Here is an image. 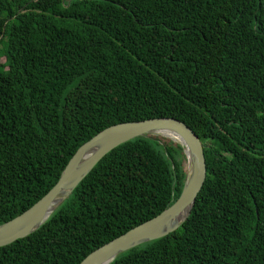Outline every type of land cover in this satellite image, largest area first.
<instances>
[{"label":"trees","instance_id":"obj_1","mask_svg":"<svg viewBox=\"0 0 264 264\" xmlns=\"http://www.w3.org/2000/svg\"><path fill=\"white\" fill-rule=\"evenodd\" d=\"M173 118L203 145L187 221L111 264H264V0H0V225L123 123ZM178 144L104 157L0 264H80L179 197Z\"/></svg>","mask_w":264,"mask_h":264},{"label":"water","instance_id":"obj_2","mask_svg":"<svg viewBox=\"0 0 264 264\" xmlns=\"http://www.w3.org/2000/svg\"><path fill=\"white\" fill-rule=\"evenodd\" d=\"M173 135L185 157V179L177 200L158 216L131 229L89 254L80 264H111L119 256L165 238L187 221L206 179L203 145L183 122L173 118L149 119L111 126L83 144L72 156L54 187L32 207L0 225V248L37 232L72 195L96 165L119 146L139 138Z\"/></svg>","mask_w":264,"mask_h":264},{"label":"bare ground","instance_id":"obj_3","mask_svg":"<svg viewBox=\"0 0 264 264\" xmlns=\"http://www.w3.org/2000/svg\"><path fill=\"white\" fill-rule=\"evenodd\" d=\"M167 139L169 138L170 140H173L175 143H179V139L173 135H166Z\"/></svg>","mask_w":264,"mask_h":264},{"label":"rangeland","instance_id":"obj_4","mask_svg":"<svg viewBox=\"0 0 264 264\" xmlns=\"http://www.w3.org/2000/svg\"><path fill=\"white\" fill-rule=\"evenodd\" d=\"M156 138H163V137H161V136H156ZM163 139H166V138H163ZM168 140V139H167ZM170 141V140H169ZM173 143V142H172ZM175 144V143H174Z\"/></svg>","mask_w":264,"mask_h":264}]
</instances>
